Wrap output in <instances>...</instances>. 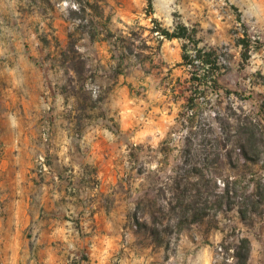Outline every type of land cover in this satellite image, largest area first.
<instances>
[{
    "label": "rangeland",
    "instance_id": "1",
    "mask_svg": "<svg viewBox=\"0 0 264 264\" xmlns=\"http://www.w3.org/2000/svg\"><path fill=\"white\" fill-rule=\"evenodd\" d=\"M82 7L76 31L69 10ZM153 19L194 26L199 47L226 53L222 96L195 93L203 70L181 65L180 41L159 46ZM70 33L75 69L60 57ZM0 50H22L55 91L0 103V220L2 196L29 199L39 220L76 233L68 248L57 241L67 264H88L100 240L111 264H264V0H153L151 11L147 0H0ZM9 252L0 243V264Z\"/></svg>",
    "mask_w": 264,
    "mask_h": 264
},
{
    "label": "crops",
    "instance_id": "2",
    "mask_svg": "<svg viewBox=\"0 0 264 264\" xmlns=\"http://www.w3.org/2000/svg\"><path fill=\"white\" fill-rule=\"evenodd\" d=\"M38 66L32 64L22 50H0V103L10 105L11 102L33 101L39 105L45 98H53L54 87L45 81L42 68ZM2 197L4 200L9 197L10 203L4 207V217L0 220V243H4L5 249L10 251L9 258L4 253V260L11 264H67L70 252L59 248L57 241H68L63 245L68 248L76 233L66 231L67 226L61 222L39 220V211L23 196L10 194ZM32 221L35 226L33 233L37 236L33 249L32 239L28 233L25 235ZM102 245L101 240L92 245L88 264H111L112 250L104 249ZM210 262L209 258H204L200 264ZM188 264H191L190 261Z\"/></svg>",
    "mask_w": 264,
    "mask_h": 264
},
{
    "label": "trees",
    "instance_id": "3",
    "mask_svg": "<svg viewBox=\"0 0 264 264\" xmlns=\"http://www.w3.org/2000/svg\"><path fill=\"white\" fill-rule=\"evenodd\" d=\"M148 8L150 11L153 9V0H147ZM93 8V6H92ZM68 21L73 22V26L76 31L81 30L85 27L87 23L86 9L84 7L80 10H69ZM100 16V15H99ZM92 21V20H90ZM93 22V21H92ZM152 23L154 28L150 29L151 34H157L159 46L164 40L173 41L178 40L182 43V64L183 66L202 69V74H193L192 81L194 84V90L196 94L200 97L207 98L209 95H216L217 97L222 96V87L219 84L220 77L228 70V63L225 61L226 53L218 51V49L199 47L200 39L197 37L198 30L194 26H188L182 22H176L172 28L162 27L157 19H153ZM92 25V23L90 22ZM244 38H239L236 42L237 46L241 47V62L246 64L251 58L252 46L245 31ZM69 43L66 50H63L60 57L63 65L70 63L72 68L75 67L77 51L75 49L77 41L74 40L73 34H69ZM90 39H96L95 34H90ZM116 45L121 49V58L125 57L127 54H131L132 50L130 46L126 44V37L118 36ZM75 69V68H74ZM202 87V88H201ZM226 94L231 92L225 90ZM210 102V101H209ZM190 110H194L197 107L194 97H190L187 100ZM255 128L249 130L248 142L255 146L256 144V125ZM264 196V193H263ZM204 215V214H203ZM201 220L200 216H195L192 222H198ZM245 244L248 243L247 240L243 241ZM244 261H247V257H243ZM87 260V257H83Z\"/></svg>",
    "mask_w": 264,
    "mask_h": 264
},
{
    "label": "built area",
    "instance_id": "4",
    "mask_svg": "<svg viewBox=\"0 0 264 264\" xmlns=\"http://www.w3.org/2000/svg\"><path fill=\"white\" fill-rule=\"evenodd\" d=\"M0 213H1V208H0Z\"/></svg>",
    "mask_w": 264,
    "mask_h": 264
}]
</instances>
